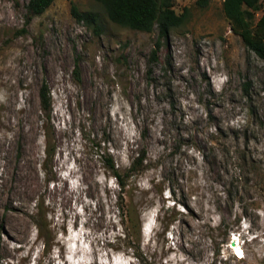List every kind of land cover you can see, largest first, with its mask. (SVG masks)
Here are the masks:
<instances>
[{
    "label": "rangeland",
    "instance_id": "374dc122",
    "mask_svg": "<svg viewBox=\"0 0 264 264\" xmlns=\"http://www.w3.org/2000/svg\"><path fill=\"white\" fill-rule=\"evenodd\" d=\"M27 2L0 0V264H264V191L226 199L215 161L247 135L264 162V61L232 31L223 0H174L186 17L155 60L156 25H117L94 0L33 15ZM71 2L99 14V33ZM45 131L55 154L43 165ZM106 150L121 171L144 153L124 189Z\"/></svg>",
    "mask_w": 264,
    "mask_h": 264
},
{
    "label": "trees",
    "instance_id": "16d2710c",
    "mask_svg": "<svg viewBox=\"0 0 264 264\" xmlns=\"http://www.w3.org/2000/svg\"><path fill=\"white\" fill-rule=\"evenodd\" d=\"M53 1L54 0H28L26 8L31 15L40 14ZM94 1L102 6L109 20L117 25L146 32L151 31L155 25L157 26L156 47L151 51L152 60L157 58V50L162 40L167 37L169 31L173 27L182 24L187 12V8L185 7L183 12L177 13L173 8L174 0ZM208 3L209 0H195V4L201 8L207 7ZM260 4L264 6V0H223L222 9L225 17L230 22L232 31L238 34L245 45L264 61V12L255 25L253 24V10L257 9ZM70 11L77 21L84 22L88 26H91L96 33H99L101 25L99 23L100 17L97 12L81 11L74 2H71ZM244 90H248L247 83L244 85ZM39 94L42 107L48 119L51 108L49 90L46 84L41 85ZM218 132L221 133V136L225 134L222 129L218 130ZM49 135V132L45 131L43 165L55 154V145ZM103 141H105V139L97 143L100 148V143ZM222 144L226 151L225 153L220 152L219 155H221L222 158L215 161L220 167L223 166L221 169V177H225L221 186L223 187L222 192L225 198L232 202L237 198L243 199L245 194L252 189L263 193L264 162L252 152L247 135H245L243 145H236L234 147L232 155L227 154L229 153V150H227L229 147L226 146V143ZM100 156L104 166L110 170L115 183L121 189L126 187L128 176L132 172L140 169L145 158L144 153L137 154L135 157L131 158L126 171H121L119 166L115 164L113 156L109 151H103ZM203 157L205 158L204 154H202V158ZM128 210L134 230L137 232L140 225L139 215L131 213L132 211L130 209ZM36 216L38 218L34 217L33 222L36 228V235L43 240L44 247L45 245L48 246L49 233L47 232L45 216L40 212H37ZM44 231L48 233L46 237L43 234Z\"/></svg>",
    "mask_w": 264,
    "mask_h": 264
},
{
    "label": "water",
    "instance_id": "95a60500",
    "mask_svg": "<svg viewBox=\"0 0 264 264\" xmlns=\"http://www.w3.org/2000/svg\"><path fill=\"white\" fill-rule=\"evenodd\" d=\"M234 241H231V245L233 244Z\"/></svg>",
    "mask_w": 264,
    "mask_h": 264
},
{
    "label": "bare ground",
    "instance_id": "6f19581e",
    "mask_svg": "<svg viewBox=\"0 0 264 264\" xmlns=\"http://www.w3.org/2000/svg\"><path fill=\"white\" fill-rule=\"evenodd\" d=\"M232 245H234V242H233V244Z\"/></svg>",
    "mask_w": 264,
    "mask_h": 264
}]
</instances>
